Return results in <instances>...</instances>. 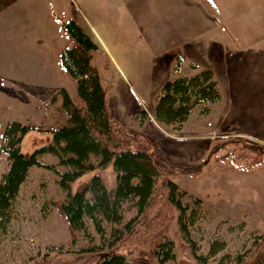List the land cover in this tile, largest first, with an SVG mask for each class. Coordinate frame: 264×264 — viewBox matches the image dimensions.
<instances>
[{
  "label": "rangeland",
  "instance_id": "obj_1",
  "mask_svg": "<svg viewBox=\"0 0 264 264\" xmlns=\"http://www.w3.org/2000/svg\"><path fill=\"white\" fill-rule=\"evenodd\" d=\"M68 21L98 47L92 65L112 118L157 145L170 164H203L199 176L173 179L185 193L183 203L189 207V231L198 254L208 256L211 244L221 241L225 250L209 264H231L222 257L235 258L264 234V167L244 173L215 158L240 152L229 143L232 139L252 147L250 155L264 152V59L237 54L229 39L232 35L243 44H262L264 0H0V147L12 122L35 129L23 138L22 154L45 147L51 133L67 124L58 93L63 89L75 99V84L60 64L62 51L70 45L61 29ZM205 70L213 73L220 101L208 107L207 115L195 108L180 130L157 123L154 107L162 85ZM223 145L207 159L211 149ZM40 162L57 166L49 155ZM92 163L96 165L95 160ZM6 171L0 156V178ZM94 176L108 191L115 189V173L109 166L79 178L71 193ZM57 183L53 171L30 170L9 223L0 229V264L71 260L78 252L105 247L110 238L106 223L103 235L87 221L84 232L70 236L55 207L66 198ZM123 213V224L134 218L132 203L123 205ZM165 235L175 256L167 264H192L176 213ZM121 251L129 264H156L140 248L125 246Z\"/></svg>",
  "mask_w": 264,
  "mask_h": 264
},
{
  "label": "trees",
  "instance_id": "obj_2",
  "mask_svg": "<svg viewBox=\"0 0 264 264\" xmlns=\"http://www.w3.org/2000/svg\"><path fill=\"white\" fill-rule=\"evenodd\" d=\"M61 29L70 45L62 51L60 64L75 84V99L63 89L58 93L61 108L68 117L67 124L53 131L51 142L32 154H22L20 145L27 133L35 129L17 122L6 126L0 147V156L7 164V171L0 178V229L9 223L12 206L30 170L45 168L58 176L57 184L66 194L65 201L55 207L65 220L70 236L84 232L89 221L100 235L104 234L103 223L108 224L110 238L104 248L78 252L71 260L44 258L40 264H129L121 251L125 246L146 251L150 262L167 264L175 258L173 244L165 235L174 213L192 264H209L226 245L217 241L211 244L208 256L198 254L189 231V207L183 203L185 193L173 179L177 176L195 178L202 173L203 164L172 165L157 145L115 121L109 113L99 73L92 65L98 47L73 21L62 23ZM220 98L209 70L190 78L167 81L154 107V119L161 125L180 130L195 108L199 107L201 114L207 115L208 107ZM229 143L240 152L234 150L219 156L216 162L227 163L231 169L244 173L264 167L263 151L256 150L250 155L248 151L252 147L243 144L242 139H232ZM225 147H214L207 159ZM45 155L55 158L56 167L66 171L59 173L56 167L43 165L40 159ZM109 166L115 173L114 190L108 191L102 180L94 176L71 193V185L79 178L94 169L104 170ZM127 202L132 203L136 213L123 224V205ZM263 243L264 234L242 254L233 259L224 255L222 260L231 264H264V253H260Z\"/></svg>",
  "mask_w": 264,
  "mask_h": 264
},
{
  "label": "crops",
  "instance_id": "obj_3",
  "mask_svg": "<svg viewBox=\"0 0 264 264\" xmlns=\"http://www.w3.org/2000/svg\"><path fill=\"white\" fill-rule=\"evenodd\" d=\"M87 23L89 24L88 21H87ZM229 30H231V32H232V29L229 28ZM238 39L232 37V35L229 39V41L234 44L235 51L237 54H242V53L246 52V53H250L251 56L261 55L262 59H264V41L262 42V44L259 42H257L258 44H255L254 42L250 43L248 41L245 44H243L242 41L240 42ZM254 48H257V49H254Z\"/></svg>",
  "mask_w": 264,
  "mask_h": 264
},
{
  "label": "snow or ice",
  "instance_id": "obj_4",
  "mask_svg": "<svg viewBox=\"0 0 264 264\" xmlns=\"http://www.w3.org/2000/svg\"><path fill=\"white\" fill-rule=\"evenodd\" d=\"M210 2H211V0H210Z\"/></svg>",
  "mask_w": 264,
  "mask_h": 264
}]
</instances>
